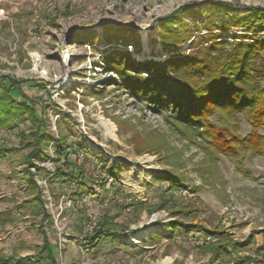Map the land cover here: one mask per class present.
Returning a JSON list of instances; mask_svg holds the SVG:
<instances>
[{
  "label": "rangeland",
  "instance_id": "374dc122",
  "mask_svg": "<svg viewBox=\"0 0 264 264\" xmlns=\"http://www.w3.org/2000/svg\"><path fill=\"white\" fill-rule=\"evenodd\" d=\"M220 1L231 3L235 15L250 6L264 7V0H0V77L45 84L51 132L69 137V152H74L68 156L70 162L81 167L86 186L103 192L96 197L85 195L87 202L82 206H70L68 200L80 191L69 179L49 173L58 167L53 158L42 165L44 172L37 174L31 168L43 196L49 194L53 202L45 203L50 222H44L32 217L23 204L35 194L28 188L29 175L23 164L27 151L0 156V256H37L43 232L56 245L59 264H160L168 258L172 264H216L211 253L199 250L209 243L193 242L201 236L214 239L211 233L215 231L243 243L240 256L254 257L260 246L264 253V156L238 163L221 155L213 163L203 148L167 122L168 112L153 111L148 101L129 94L120 76L103 64L112 49H127L135 65L149 59L163 61L170 54L159 42V21L187 8L180 21L203 24L205 14ZM235 33L248 35L241 28L229 34ZM90 34L96 39H90ZM107 34L129 39L128 46L105 41ZM186 49L188 45L181 51ZM24 90L36 101L45 96L36 89ZM239 120V134L245 137L250 127L242 116ZM30 129L29 123L16 122L11 131L0 132V147L17 148L18 135ZM85 144L125 165L115 184L106 185L99 163L102 155L95 151L78 163ZM48 151L54 154L53 145ZM165 170L180 175L188 187L173 192L175 203L197 208L196 213L176 218L168 210L153 209L171 196L161 176ZM117 197L123 202H117ZM138 202L143 203L140 211L135 207ZM88 210L98 220L111 216L114 224L139 237L143 234L144 241L107 238L92 251L82 252L80 237L86 235ZM59 214L61 227L70 235L62 250L55 230ZM176 221L188 226L197 221L204 230L176 229L170 237L171 224ZM258 256L257 264H264L263 255ZM36 260L45 259L38 255ZM229 263L226 258L222 262Z\"/></svg>",
  "mask_w": 264,
  "mask_h": 264
},
{
  "label": "trees",
  "instance_id": "16d2710c",
  "mask_svg": "<svg viewBox=\"0 0 264 264\" xmlns=\"http://www.w3.org/2000/svg\"><path fill=\"white\" fill-rule=\"evenodd\" d=\"M186 9L181 8L159 21L158 39L163 50L170 54L166 59H149L135 65L127 49H112L104 58V67L118 74L127 92L148 101L153 111L168 112L167 122L187 140L203 148L213 163L219 161L221 155L238 163H243L247 157L264 156V134L261 133L264 128V7L250 6L245 8L244 13L235 15L231 3L220 1L216 3L215 10L205 14V23L193 21L190 25L180 21ZM239 28L248 35L229 34L232 29L236 31ZM89 38L93 40L96 36L90 34ZM128 40L116 34L105 37L109 43L124 44L123 48L128 46ZM90 43L95 44V41ZM185 45H188V49L181 51ZM24 88L39 90L45 96L42 101H36L25 93ZM45 89L42 82L0 77V132L11 131L18 121L31 126L28 133L18 135L17 148L0 147V156L27 151L23 164L29 175L28 188L35 194L23 204L32 217L50 222L45 207L46 197L34 179L31 168L37 174L44 172L46 168L42 165L53 158L58 167L49 173L69 179L71 185L80 191L73 194L80 198L85 195L96 197L97 192L84 184L81 167L70 162L68 156L74 152H69V137L51 132L47 116L49 106L44 104L48 102ZM240 116L250 127V133L245 137L239 134ZM50 145H53V155L48 151ZM80 149L102 155L99 157L100 169L105 170L107 175L118 179L126 170L124 164L107 159L102 151H96L87 144ZM65 168L67 173L64 172ZM161 176L168 185L166 192L171 196L161 199L153 209L168 210L176 218L196 213L197 208L190 209L189 206L175 203L177 198H174L173 192L188 190L181 176L171 170H165ZM142 206V202L135 204L138 211L143 209ZM191 228L204 230L197 221L191 226L176 221L171 224L170 237L176 229ZM133 232L114 224L111 216L104 215L96 224L95 234L86 237L89 242L86 245L92 251L107 238L114 240L122 236L124 242L127 235ZM224 234L219 231L211 233L214 242L203 245L199 250L205 255L211 253L216 264H222L225 258L229 259V264H257L258 254L263 255L264 259L261 246L256 249L254 257L240 256L244 244ZM38 255L44 256L45 260H36ZM38 255L0 256V264H59L56 245L50 242L45 232Z\"/></svg>",
  "mask_w": 264,
  "mask_h": 264
},
{
  "label": "built area",
  "instance_id": "2783aa9c",
  "mask_svg": "<svg viewBox=\"0 0 264 264\" xmlns=\"http://www.w3.org/2000/svg\"><path fill=\"white\" fill-rule=\"evenodd\" d=\"M90 147H93L94 149L98 150L93 145H91ZM88 154L89 153H87V151L85 153L82 151L81 155L78 157V163H79V160H81V159L83 160L86 157V155H88ZM104 175H105L106 185H110L111 186V185H113V184L116 183V179L117 178H115L112 175H107L105 173H104ZM96 192L98 194L103 193L100 188L96 189ZM182 193L184 195L187 194L186 191H181L180 194H182ZM83 198L84 197H81V198L80 197H73V199L71 198V200H73V203H72L71 200H68V204L70 206L73 205V206H76V207L82 206L84 203L87 202V200H83ZM46 199H47V202L49 201L48 202L49 205H52L53 204L52 198H51V196L49 194H48V196H46ZM115 200L117 202H119V203H122L123 202V200L122 199H119L118 197ZM98 221L99 220H98L97 214L95 212H92V211H89V210L88 211H85L84 232H85L86 235L80 237L81 246L79 247V249L82 252H84L85 250L86 251H89L90 250V249H88V246L86 245L87 243H89L87 241L86 237L95 234V228H96V224L98 223ZM55 230H56V233H57V235L59 237L58 238V248L60 250H62L63 244L66 243V239H69L70 235L67 234V233H65V231L63 230V227H61L60 214H59L58 217H55ZM140 232H142V230ZM132 237H135L136 238L135 241L136 240H138V241H144L143 240V234L139 237L137 232L136 233L133 232V233L128 234L126 239H128V241H129V240L132 239ZM212 240H213L212 237L210 235H208V236H205V237L201 236V238H194L193 242L195 244H197V245H201V244H205V243H210ZM135 241H133V242H135Z\"/></svg>",
  "mask_w": 264,
  "mask_h": 264
},
{
  "label": "bare ground",
  "instance_id": "6f19581e",
  "mask_svg": "<svg viewBox=\"0 0 264 264\" xmlns=\"http://www.w3.org/2000/svg\"><path fill=\"white\" fill-rule=\"evenodd\" d=\"M160 264H172V260L168 258L163 260Z\"/></svg>",
  "mask_w": 264,
  "mask_h": 264
}]
</instances>
